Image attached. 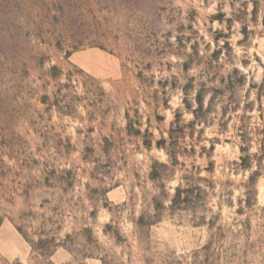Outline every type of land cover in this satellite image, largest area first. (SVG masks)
I'll use <instances>...</instances> for the list:
<instances>
[{
    "label": "rangeland",
    "instance_id": "rangeland-1",
    "mask_svg": "<svg viewBox=\"0 0 264 264\" xmlns=\"http://www.w3.org/2000/svg\"><path fill=\"white\" fill-rule=\"evenodd\" d=\"M264 264V0H0V264Z\"/></svg>",
    "mask_w": 264,
    "mask_h": 264
},
{
    "label": "trees",
    "instance_id": "trees-1",
    "mask_svg": "<svg viewBox=\"0 0 264 264\" xmlns=\"http://www.w3.org/2000/svg\"><path fill=\"white\" fill-rule=\"evenodd\" d=\"M19 264V263H18Z\"/></svg>",
    "mask_w": 264,
    "mask_h": 264
}]
</instances>
